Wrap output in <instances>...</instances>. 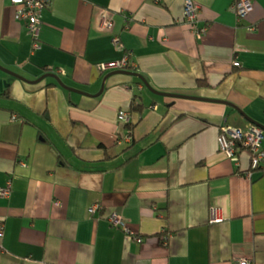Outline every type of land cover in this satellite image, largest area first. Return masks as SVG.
Masks as SVG:
<instances>
[{"label":"crops","instance_id":"obj_1","mask_svg":"<svg viewBox=\"0 0 264 264\" xmlns=\"http://www.w3.org/2000/svg\"><path fill=\"white\" fill-rule=\"evenodd\" d=\"M195 1L201 35L186 0H50L32 52L17 5L0 0V65L27 79L0 68V189L13 187L0 264H264V169L250 176V154L236 161L218 140L256 126L245 115L264 125V0L242 17L237 0ZM126 51L139 72L101 70ZM52 72L71 88L38 80ZM136 72L185 96L141 88ZM136 92L146 109L119 143Z\"/></svg>","mask_w":264,"mask_h":264},{"label":"built area","instance_id":"obj_2","mask_svg":"<svg viewBox=\"0 0 264 264\" xmlns=\"http://www.w3.org/2000/svg\"><path fill=\"white\" fill-rule=\"evenodd\" d=\"M14 5H17V17L26 21L28 30L32 37V52L41 48V29L43 25V14L46 7L50 4V0H10ZM251 0H237L234 4L235 9L240 16H244L248 11L252 9ZM198 11L199 5L195 0H186V21L197 33L205 34L208 31V27H200L198 25ZM113 25L112 20H104V27H111ZM114 42L116 45H122V39L120 36L115 37ZM130 61V55L125 54L121 60L109 61L101 64V70L106 72L108 70L124 69ZM136 65L135 63H133ZM238 65H243L241 62H237ZM142 88L143 86L140 85ZM132 117V113L125 109L119 112V118L123 123H127ZM263 130L257 126H252L248 129L238 127H227L219 135L220 148L225 151L232 159L238 161L239 156L236 154L238 150L237 141L246 146L252 153L251 165L253 169H257L260 165L264 164V147H263ZM127 140L132 142V136L127 132L124 138L118 139L119 143H123ZM250 176L253 173L248 172ZM13 192L12 182H9L7 187L0 189V195L9 197ZM98 208V205H93L91 212L94 213ZM212 221L219 222L223 219V214L220 207L212 208ZM112 222L119 228H123L129 234L134 236L138 242H142L143 238L137 236L132 229H130L118 215L112 216ZM0 235H3V231L0 230ZM240 264H252L251 259H241Z\"/></svg>","mask_w":264,"mask_h":264},{"label":"trees","instance_id":"obj_3","mask_svg":"<svg viewBox=\"0 0 264 264\" xmlns=\"http://www.w3.org/2000/svg\"><path fill=\"white\" fill-rule=\"evenodd\" d=\"M126 54L130 55V61H129L128 65L123 70L133 69V70L139 72V69L137 68V66H135L133 64V63L136 64V62L134 61V59H132L131 52L130 51H126ZM116 70H121V69H116ZM199 84L202 85V86L208 85V83L206 82V80H200L199 81ZM138 85L139 86L142 85L143 87L145 86V84H144V82L142 80L139 81ZM6 93H9V92L7 91ZM142 95L143 94L142 93H139V92H136L134 94V97H133L134 98L133 99L134 100L133 101V106H132V110L130 111V112H132V115H133V113H140V114H142L143 111L146 109V105H145L144 101L142 100ZM135 127H136V124H134L133 119L131 121H128L126 123V125H125V128L127 129V132L132 136V143L134 142ZM263 135H264V132H263ZM236 148L238 149L236 151V154L238 156L240 155V152L241 151H244L245 150V151H247L250 154V160H252V153H251V151L246 146H244L243 144H241L239 141H237V147ZM258 169H264V164L260 165L257 169H253L252 168V165L250 164V170L248 172L251 171L253 173L255 170H258Z\"/></svg>","mask_w":264,"mask_h":264},{"label":"water","instance_id":"obj_4","mask_svg":"<svg viewBox=\"0 0 264 264\" xmlns=\"http://www.w3.org/2000/svg\"><path fill=\"white\" fill-rule=\"evenodd\" d=\"M0 68H1L2 70L6 71L7 73L11 74L13 77L16 76V77H20V78H22V79H24V80H27L23 75H20V74H18V73H16V72H14V71H12V70L6 68V67H3L2 65H0ZM114 73H129V72L126 71V70L121 69V70H115V71H112L109 75L114 74ZM134 74L140 76L141 79H142V81L145 83V85H147V86H148V87H149L154 93H156V94L166 95V96H181V97L185 96V95H180V94H175V93H170V92L159 91V90L155 89L154 87H152L151 84L149 83V81L146 79V77H144L142 74L137 73V72L134 73ZM109 75H107L106 78L109 77ZM48 76L55 77V78L59 81V83H60L62 86H64L65 88H69V89L71 88V87H69V86L63 81V79L59 76L58 73H54V72H52V73H47V74H45L44 76H42V77H41L40 79H38V80H42V79H44V78H46V77H48ZM10 81H11V79H8V80H6V81H2V85H3V86H5V85L7 86V85L10 83ZM105 82H106V79H105V81H104V83H103L102 90H104ZM245 117L248 118L251 122H253L257 127H261L262 130H264V125H262V124H260V123H258V122H256V121H254L253 119H251L250 117H248V116H246V115H245Z\"/></svg>","mask_w":264,"mask_h":264},{"label":"bare ground","instance_id":"obj_5","mask_svg":"<svg viewBox=\"0 0 264 264\" xmlns=\"http://www.w3.org/2000/svg\"><path fill=\"white\" fill-rule=\"evenodd\" d=\"M131 120H132V118L129 121H131Z\"/></svg>","mask_w":264,"mask_h":264}]
</instances>
